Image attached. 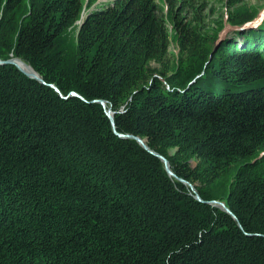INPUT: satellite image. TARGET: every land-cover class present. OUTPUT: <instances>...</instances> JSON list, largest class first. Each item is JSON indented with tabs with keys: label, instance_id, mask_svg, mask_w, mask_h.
Returning <instances> with one entry per match:
<instances>
[{
	"label": "trees",
	"instance_id": "obj_1",
	"mask_svg": "<svg viewBox=\"0 0 264 264\" xmlns=\"http://www.w3.org/2000/svg\"><path fill=\"white\" fill-rule=\"evenodd\" d=\"M232 6L0 0L46 82L0 66V264H264V7Z\"/></svg>",
	"mask_w": 264,
	"mask_h": 264
},
{
	"label": "water",
	"instance_id": "obj_2",
	"mask_svg": "<svg viewBox=\"0 0 264 264\" xmlns=\"http://www.w3.org/2000/svg\"><path fill=\"white\" fill-rule=\"evenodd\" d=\"M220 41H221V38H220L219 42ZM212 56H211V58H212ZM18 61H21V62L25 63L24 61H22L20 59H11L9 61H2V60H0V66L8 65V64L9 65H14L22 73H24L27 77H29L31 79H34V80H37V81H39L42 84H46V82L44 81V79L36 71H34V69L30 65H28V64L25 63L32 70V73H29V72L23 70L22 68H20V66L18 65ZM51 87L54 88L57 92H59V90L54 85H51ZM72 96L78 97L77 94H72ZM96 102L99 103V104H101L103 106V108L105 109L106 115L110 119V121L112 123V126L115 129L114 112H112L111 109H108L107 108V105H106V102L105 101H96ZM117 135L119 137L123 138V139H134V140H136L145 150H147L148 152H150L154 156L158 157L164 163L165 169H166L167 173L169 174V176L176 177V175L173 173V171H172V169L170 167V163L168 162V160L166 158H164L162 155H160V154H158V153L150 150V148L148 147V145L146 143V140L141 139L139 137L130 136V135H121V134H117ZM179 180H180V182H182L185 185H187L191 189V191L193 193H195L196 199L198 201H202L201 198H200V196H199V194L197 193L194 185H192V184H190V183H188V182H186V181H184L182 179H179ZM210 204H212V205L220 208L222 211H224L227 214H229L230 216H232V218L235 219L238 222L237 217L233 214V212L227 207V205L224 202H221V201H213Z\"/></svg>",
	"mask_w": 264,
	"mask_h": 264
},
{
	"label": "rangeland",
	"instance_id": "obj_3",
	"mask_svg": "<svg viewBox=\"0 0 264 264\" xmlns=\"http://www.w3.org/2000/svg\"><path fill=\"white\" fill-rule=\"evenodd\" d=\"M103 2L109 1V0H102ZM167 1V0H166ZM231 0H207L209 8L207 12H204V17L206 19V25H210L211 28H215L217 23L221 21L224 17V19H227L226 13L228 11L227 6H229V2ZM235 5V6H234ZM234 6V7H233ZM233 8H241V7H249L253 13L256 11H260L262 7H264V0H233ZM225 13L224 16H222L221 12ZM264 23V14L261 15V17L257 20L256 25H261ZM81 24V22H79ZM255 26V25H253ZM257 27V26H256ZM233 35V29L228 28L227 26L224 29V32L222 33V38L231 37ZM243 38L237 39V42H243ZM171 50V56L176 55L179 53L177 46H172ZM170 56V57H171Z\"/></svg>",
	"mask_w": 264,
	"mask_h": 264
},
{
	"label": "bare ground",
	"instance_id": "obj_4",
	"mask_svg": "<svg viewBox=\"0 0 264 264\" xmlns=\"http://www.w3.org/2000/svg\"><path fill=\"white\" fill-rule=\"evenodd\" d=\"M18 65L20 66V68H22L23 70L32 73V70L23 62L18 61Z\"/></svg>",
	"mask_w": 264,
	"mask_h": 264
}]
</instances>
